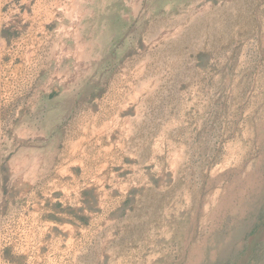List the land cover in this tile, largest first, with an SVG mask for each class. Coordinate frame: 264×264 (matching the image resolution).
I'll return each mask as SVG.
<instances>
[{
	"label": "rangeland",
	"instance_id": "1",
	"mask_svg": "<svg viewBox=\"0 0 264 264\" xmlns=\"http://www.w3.org/2000/svg\"><path fill=\"white\" fill-rule=\"evenodd\" d=\"M0 264H264V0H0Z\"/></svg>",
	"mask_w": 264,
	"mask_h": 264
}]
</instances>
